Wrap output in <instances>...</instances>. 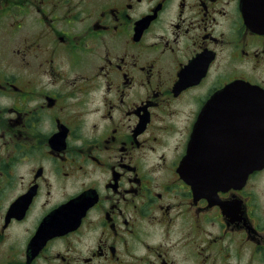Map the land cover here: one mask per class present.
<instances>
[{"label":"flooded vegetation","instance_id":"af4514ba","mask_svg":"<svg viewBox=\"0 0 264 264\" xmlns=\"http://www.w3.org/2000/svg\"><path fill=\"white\" fill-rule=\"evenodd\" d=\"M256 14L264 0H0V264H264Z\"/></svg>","mask_w":264,"mask_h":264},{"label":"water","instance_id":"95a60500","mask_svg":"<svg viewBox=\"0 0 264 264\" xmlns=\"http://www.w3.org/2000/svg\"><path fill=\"white\" fill-rule=\"evenodd\" d=\"M245 17L247 20H249L252 16V13L249 12V9H248V3L246 1V9H245ZM256 17L259 18L260 20H262L264 22V14H256ZM259 21H257V25H258ZM254 30H256L257 32H264V25L261 26V27H257L256 28H253ZM251 87L250 86H245V85H231L228 87V89L232 90L230 93L231 94H241V95H249L251 93H253L254 91H251L250 89ZM217 158L213 159V158H209V157H200L198 159V161H211L213 162V165L215 167H219L218 166V162H217ZM256 161V166H255V163L254 161L251 162V163H248V160L246 159H241L240 160V167H241V171H240V176H241V179L243 181L246 180L247 178V174L251 171H253L255 168L259 169L257 167V165L262 161L261 158H256L255 159ZM258 163V164H257ZM181 173H182V176L185 180L189 179L192 174H190V171H187L186 170V163L185 161L183 162L182 166H181ZM224 174L220 171H217V169H200L199 171H196L194 172L193 174V177L196 176V177H200L203 179V181H208L209 184L212 183V181H215L217 182L218 181V184H221L222 183V179ZM194 189L196 191V194L197 192H200V190L202 189L201 185L199 183H197V185H194Z\"/></svg>","mask_w":264,"mask_h":264},{"label":"bare ground","instance_id":"6f19581e","mask_svg":"<svg viewBox=\"0 0 264 264\" xmlns=\"http://www.w3.org/2000/svg\"><path fill=\"white\" fill-rule=\"evenodd\" d=\"M195 172V171H194ZM194 174V173H193Z\"/></svg>","mask_w":264,"mask_h":264}]
</instances>
